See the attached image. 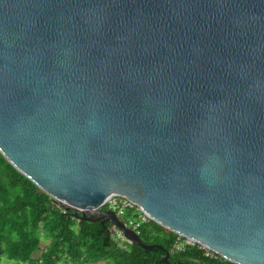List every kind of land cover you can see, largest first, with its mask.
I'll list each match as a JSON object with an SVG mask.
<instances>
[{
	"label": "water",
	"instance_id": "water-1",
	"mask_svg": "<svg viewBox=\"0 0 264 264\" xmlns=\"http://www.w3.org/2000/svg\"><path fill=\"white\" fill-rule=\"evenodd\" d=\"M0 154L133 244L113 195L264 264V0H0Z\"/></svg>",
	"mask_w": 264,
	"mask_h": 264
},
{
	"label": "trees",
	"instance_id": "trees-1",
	"mask_svg": "<svg viewBox=\"0 0 264 264\" xmlns=\"http://www.w3.org/2000/svg\"><path fill=\"white\" fill-rule=\"evenodd\" d=\"M112 225L75 218L0 154V264H234L198 244L176 251L178 235L153 221L138 235L151 249L122 247Z\"/></svg>",
	"mask_w": 264,
	"mask_h": 264
},
{
	"label": "built area",
	"instance_id": "built-area-1",
	"mask_svg": "<svg viewBox=\"0 0 264 264\" xmlns=\"http://www.w3.org/2000/svg\"><path fill=\"white\" fill-rule=\"evenodd\" d=\"M58 202L61 205L65 206V204H63L62 202ZM101 208L112 211L116 215V217L124 223V226L130 229L136 235H139L140 229L144 224L152 221L150 217L145 214L134 202L123 196L113 195L109 197ZM82 211L90 212L91 210L82 209ZM127 213H130L129 217L127 216ZM110 233L112 239L115 242L119 243L122 247H127L128 245L132 244V241L127 239L115 225H112V227L110 228ZM194 245H197V243L184 236L178 235V239L174 246V249L176 251H181L187 246ZM201 248L206 250L207 256H211L213 254V252L208 250L207 248L203 246H201Z\"/></svg>",
	"mask_w": 264,
	"mask_h": 264
},
{
	"label": "rangeland",
	"instance_id": "rangeland-1",
	"mask_svg": "<svg viewBox=\"0 0 264 264\" xmlns=\"http://www.w3.org/2000/svg\"><path fill=\"white\" fill-rule=\"evenodd\" d=\"M97 264H106L105 262H102V263H97Z\"/></svg>",
	"mask_w": 264,
	"mask_h": 264
}]
</instances>
